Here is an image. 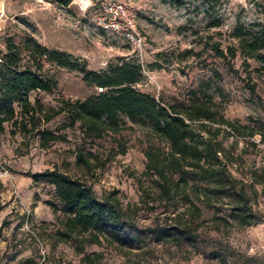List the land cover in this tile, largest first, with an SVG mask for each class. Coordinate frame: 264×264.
<instances>
[{
    "label": "rangeland",
    "instance_id": "374dc122",
    "mask_svg": "<svg viewBox=\"0 0 264 264\" xmlns=\"http://www.w3.org/2000/svg\"><path fill=\"white\" fill-rule=\"evenodd\" d=\"M47 1L65 0H0V60L11 39L21 48L22 64L32 67L21 47L28 37L50 49L82 57L89 69L96 71H106L119 60L132 58L145 68L144 78L136 87L164 104L189 105L196 93L202 99L211 98L215 110L227 119L264 130V73L260 63L249 60L246 67L240 54L228 61L213 49L237 47L240 29L245 32L255 24L264 25V0H223L214 8L202 1H188L179 8L161 0H120L135 12L138 30L147 43L142 53L92 21L103 2L109 0H93L94 6L86 14L71 0L67 21H58L53 10H47ZM42 76L54 81L57 88L52 93H31L30 99H40L46 108L56 107L60 97L85 100L97 93V86L88 87L80 73L54 64L43 62ZM121 121L124 129L120 133L93 139L86 138L79 125L65 127L64 115L56 117L39 128L60 130L67 141L48 149L39 147L37 129L25 134L12 123L6 124L5 133L0 135V264H25L27 260L34 264H80L81 256L72 244L57 243L52 237L60 227L57 220L61 216L48 205L49 201L58 204L55 188L34 179L47 169L57 167L86 180L99 195L118 191L125 203L139 202L140 182L151 186V178L144 175L145 153L159 142L151 135L150 125L133 124L125 117ZM216 141L226 160L234 158L230 168L237 178L248 185L252 173L264 179V142L259 133L243 138L223 130ZM78 146L97 154L100 167L91 172L77 167L74 153ZM248 192L260 218L254 226L215 229L213 211L204 209L202 220L196 221L200 227L195 245L157 244L147 236V244L134 254L142 264H221L218 256L228 264H264V184H255ZM163 212L164 208L141 212L139 225L154 227L165 218ZM93 251H105L102 264H126L128 260L111 249H87L88 253Z\"/></svg>",
    "mask_w": 264,
    "mask_h": 264
},
{
    "label": "trees",
    "instance_id": "16d2710c",
    "mask_svg": "<svg viewBox=\"0 0 264 264\" xmlns=\"http://www.w3.org/2000/svg\"><path fill=\"white\" fill-rule=\"evenodd\" d=\"M161 1L179 8L188 1H202L214 8L223 0ZM70 2L65 0L63 4ZM240 31L236 34L237 47L228 46L226 51L219 47L213 49L217 56L228 61L240 54L246 67L250 66L249 60H255L264 73V25L255 24L245 32ZM21 47L32 67L22 64L21 48L11 39L7 41V52L1 57L0 135L5 133L9 123L25 134L37 129L39 147L48 149L56 142L67 141L60 130L39 128L56 117L64 115L65 127L79 125L84 136L93 139L120 133L124 129L121 117H125L133 124L150 125L151 135L159 142L149 146L145 153L144 175L151 178V186L140 182L138 203H125L118 191L99 195L86 180L57 167L35 176V181L48 182L55 188L58 204L49 201L48 205L55 212L60 211L61 216L57 220L60 227L52 237L57 243L72 244L76 254L81 256L80 264H102L105 251L88 253L87 249L92 246L116 251L128 258L126 264H142L134 253L147 244V236L157 244L195 245L200 227L196 221L202 220L204 209L213 211L211 221L215 229L251 227L259 222L248 188L264 184V179L252 173V183L248 185L237 178L230 168L234 158L226 160L216 139L223 130H229L243 138L259 133L264 142V130L257 131L227 119L215 110L211 98L202 99L196 93L189 105L164 104L136 87L143 80L144 72L135 59H121L106 71H96L89 69L86 59L50 49L34 37L25 39ZM43 62L80 73L88 87L97 86V93L85 100L60 97L58 105L50 108L38 98L32 101L31 93H52L57 88L54 81L42 76ZM98 88L103 91L99 92ZM251 89L254 93L255 88ZM74 155L76 166L87 172L100 167L98 155L85 146H78ZM160 208H164L162 221H157L154 227L139 225L141 212ZM218 257L221 264H228L225 258ZM25 264L34 262L27 260Z\"/></svg>",
    "mask_w": 264,
    "mask_h": 264
},
{
    "label": "built area",
    "instance_id": "2783aa9c",
    "mask_svg": "<svg viewBox=\"0 0 264 264\" xmlns=\"http://www.w3.org/2000/svg\"><path fill=\"white\" fill-rule=\"evenodd\" d=\"M82 14H86L94 6L93 0L78 1L73 0ZM55 6H50V8ZM56 19L67 21L64 12L58 10ZM102 31L117 35L129 43L134 51L143 52L147 48L145 37L141 35L136 23L135 12L128 3L120 0H109L103 2L101 12L92 20ZM143 72L145 68L143 63ZM102 92V88H98Z\"/></svg>",
    "mask_w": 264,
    "mask_h": 264
},
{
    "label": "crops",
    "instance_id": "0c3cea01",
    "mask_svg": "<svg viewBox=\"0 0 264 264\" xmlns=\"http://www.w3.org/2000/svg\"><path fill=\"white\" fill-rule=\"evenodd\" d=\"M32 1H38V2L43 1L44 2V0H32ZM46 4H47L48 9L46 7L45 8L47 10H51V11L53 10L52 12H54L55 17L57 16L58 10H61L62 12H64L65 16L69 19V15L67 14V9L69 7H71L72 3L65 5V4L60 3V2H55V1L49 2V1H47ZM50 6H55V7L50 8Z\"/></svg>",
    "mask_w": 264,
    "mask_h": 264
},
{
    "label": "bare ground",
    "instance_id": "6f19581e",
    "mask_svg": "<svg viewBox=\"0 0 264 264\" xmlns=\"http://www.w3.org/2000/svg\"><path fill=\"white\" fill-rule=\"evenodd\" d=\"M78 1H86V0H78ZM0 63H1V60H0Z\"/></svg>",
    "mask_w": 264,
    "mask_h": 264
}]
</instances>
